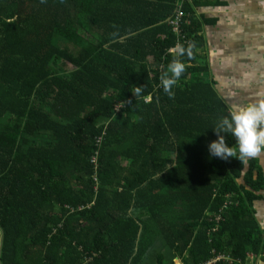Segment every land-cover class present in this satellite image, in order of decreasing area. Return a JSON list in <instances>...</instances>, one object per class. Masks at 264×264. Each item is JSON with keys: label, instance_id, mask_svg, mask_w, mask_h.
Returning a JSON list of instances; mask_svg holds the SVG:
<instances>
[{"label": "trees", "instance_id": "trees-1", "mask_svg": "<svg viewBox=\"0 0 264 264\" xmlns=\"http://www.w3.org/2000/svg\"><path fill=\"white\" fill-rule=\"evenodd\" d=\"M177 1L0 0V264L264 254L253 161L208 157L229 111L202 76L199 0L175 34ZM174 58L185 71L170 97Z\"/></svg>", "mask_w": 264, "mask_h": 264}, {"label": "crops", "instance_id": "crops-1", "mask_svg": "<svg viewBox=\"0 0 264 264\" xmlns=\"http://www.w3.org/2000/svg\"><path fill=\"white\" fill-rule=\"evenodd\" d=\"M199 3L193 17L202 22L203 42L198 50L205 68L202 76L211 82L228 111L264 100V2L199 0ZM250 160L252 181L263 187L253 192L256 198L252 201V212L264 235V153L247 161ZM219 260L230 262L221 255L207 262L214 264ZM244 264H264V254H247Z\"/></svg>", "mask_w": 264, "mask_h": 264}, {"label": "clouds", "instance_id": "clouds-1", "mask_svg": "<svg viewBox=\"0 0 264 264\" xmlns=\"http://www.w3.org/2000/svg\"><path fill=\"white\" fill-rule=\"evenodd\" d=\"M177 56L184 54L181 45H177ZM185 71V65L174 58L167 66V71L160 77V86L170 97L172 88ZM143 86H136L132 95L139 96ZM211 131L215 139L206 144L208 157L220 160L236 158L240 162L264 153V100L245 103L226 115L220 116ZM233 139V145L227 143V136Z\"/></svg>", "mask_w": 264, "mask_h": 264}, {"label": "built area", "instance_id": "built-area-1", "mask_svg": "<svg viewBox=\"0 0 264 264\" xmlns=\"http://www.w3.org/2000/svg\"><path fill=\"white\" fill-rule=\"evenodd\" d=\"M185 0H178L177 3H176V9L173 13V15L171 16V18L167 19L166 23L171 27L172 29V32L175 33V34H179V25L181 23V20H182V17H183V10H182V3L184 2ZM188 1V0H186ZM177 51V48L176 46L174 48H171L169 50L170 53H175ZM149 99H145V101H148ZM92 163L95 164V159L92 160ZM220 221V216L217 215L215 216V222H218ZM216 227H214L212 229V231L215 230ZM210 262H205L204 264H209Z\"/></svg>", "mask_w": 264, "mask_h": 264}, {"label": "rangeland", "instance_id": "rangeland-1", "mask_svg": "<svg viewBox=\"0 0 264 264\" xmlns=\"http://www.w3.org/2000/svg\"><path fill=\"white\" fill-rule=\"evenodd\" d=\"M65 66L67 67V68H70V65H68V64H65ZM64 66V67H65ZM206 79V78H205ZM175 264H179L178 262H177V260H175Z\"/></svg>", "mask_w": 264, "mask_h": 264}, {"label": "snow or ice", "instance_id": "snow-or-ice-1", "mask_svg": "<svg viewBox=\"0 0 264 264\" xmlns=\"http://www.w3.org/2000/svg\"><path fill=\"white\" fill-rule=\"evenodd\" d=\"M262 2H264V0H262ZM235 22V21H234Z\"/></svg>", "mask_w": 264, "mask_h": 264}]
</instances>
